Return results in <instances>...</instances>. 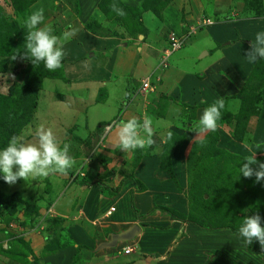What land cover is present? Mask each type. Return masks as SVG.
Masks as SVG:
<instances>
[{
  "label": "crops",
  "instance_id": "obj_1",
  "mask_svg": "<svg viewBox=\"0 0 264 264\" xmlns=\"http://www.w3.org/2000/svg\"><path fill=\"white\" fill-rule=\"evenodd\" d=\"M99 1H79V25L68 30L76 32L64 44L65 78L42 80V96L29 126L34 128L31 123L39 121L37 125L48 129L57 121L59 126L52 131L61 146L73 137L85 144L89 135L99 132L96 144L119 147V122L151 117V147L160 151L139 155L137 164L121 178L101 174L96 151L91 159L75 153V169L85 163L84 158L87 165L85 171L77 170L76 177L70 169L68 178L55 172L47 179L35 178L50 188L36 192L28 202L23 194L34 193L28 187L19 190L22 203L18 201L17 206L25 212L19 220H25L23 215L28 220L30 211L33 224L19 223L14 228L10 223L13 227L5 229L0 264H264V248L257 240L247 245L236 228L211 229L190 220L186 193L190 154L212 134L215 147L245 158L251 154L244 147L247 144L257 151L259 161L264 160V87L253 110L238 96L248 89L247 80L260 61L249 63L246 54L256 34L264 32V15L246 10L242 0H206L205 5L201 0H168L159 16L149 9L142 13L143 34L133 38L120 30L118 37H108L86 29L81 16L99 13ZM121 1L139 7L142 0ZM204 19L212 22L203 23ZM180 35L187 36L186 45L160 62L169 36ZM155 74L159 80L154 92H140L141 81L148 76L155 81ZM50 86L54 97L42 104L40 99ZM221 97L225 109L217 130L195 139L193 126L203 110ZM117 114L118 120L112 121ZM110 121L111 131L105 126ZM55 219L70 236L68 242L56 236ZM132 226L140 231L131 240L100 247L110 234ZM128 247L131 250L125 253Z\"/></svg>",
  "mask_w": 264,
  "mask_h": 264
},
{
  "label": "rangeland",
  "instance_id": "obj_2",
  "mask_svg": "<svg viewBox=\"0 0 264 264\" xmlns=\"http://www.w3.org/2000/svg\"><path fill=\"white\" fill-rule=\"evenodd\" d=\"M79 1L80 0H31L26 6L19 8L16 5L17 3L15 4L12 0H0V15L6 21L4 28H9L10 24L16 23L21 30H24L27 33V29L24 26L25 18L32 11L43 7L45 10V20L41 27L48 26L53 30L54 34L60 36L70 28L79 25L77 19V17L79 18L78 11H80L81 8ZM164 1L165 0H142L140 6L137 7L122 3L121 0H100L99 3L96 4V9L100 10L99 13L95 12V15H92L91 17H88L87 14L85 15L86 17L84 14H81V16L84 17L86 29L96 35L99 32L108 37H118L116 35L121 32L120 30H124L127 34L132 35L133 38H136L138 33H144L141 18L142 13L149 9L155 11L156 14L158 13L157 15L159 16V11L163 6ZM203 1L205 5L206 0H201V2ZM100 2H105L104 8H100ZM242 2L243 6L246 7V10H249L254 15H264V0H242ZM113 5H115V10L113 9ZM119 10H122L124 15H120ZM225 15V17H231L233 14ZM132 21H134V23H132ZM8 35V32H6L5 37ZM96 41L95 43H98ZM89 44L95 45L92 42ZM101 58H105V55L101 56ZM1 60H7L9 61V64L5 72H0V94L10 95L13 94V91L14 93H18L19 87L23 86L26 80V60L21 58L12 59V57L4 54L0 55V61ZM63 62L64 60H62L60 73L61 70L64 72ZM159 73L160 72L157 74L159 75ZM158 75L155 74V81L151 80V91L153 92L159 80ZM44 78L62 79L65 77L63 73L62 77H43L42 80ZM52 86L48 89L47 94H43L45 97L40 99L42 104L45 102L46 105L49 104L48 101L54 97L55 93L52 94V92L54 87L57 86ZM263 87L264 59H260L259 65L249 81L248 89L245 90L246 94L242 101L243 103L245 101V105L248 109L253 110L255 108ZM41 90L42 89H40L36 95V101L39 99V96H42ZM13 96H15V98L19 97L18 94H13L10 97ZM48 107L49 106H46L45 108ZM34 109L35 108L32 109L33 112ZM22 110H24V107H22ZM33 112L29 117L28 122L18 134V136H24L27 142H29L30 139H36L35 131L37 128L41 126L44 127V124L40 126L37 125V123H39L38 121L36 123H31V126H34V128H30L29 125L34 114ZM118 114L116 120H118ZM89 119H91V117ZM51 124H53V126L56 125L51 128L52 130L54 128L57 129V125L59 126L57 121H52ZM24 128L26 129L23 134H21ZM29 131L31 133H29ZM97 133H95V135L93 133L89 135L85 144L82 143V145L78 143L79 139L73 137L72 141L68 143L70 145L69 154L73 157H78L75 154L78 152L81 153L83 157L90 158L96 151L95 161L97 162L101 174L104 175L105 178L110 176L114 177L115 174H119V178L124 177L129 173L130 168L137 164L136 159L139 155L146 153H159L160 151L158 147H149L145 149L137 148L127 152L122 151L119 147H102L100 146V141L96 144L97 141L94 137L97 136ZM239 133L241 132L239 131ZM238 135L239 134L235 132V136L238 137ZM99 149L101 151L97 154ZM104 151H107V154L102 156ZM109 155L110 157H108ZM84 160L85 163L81 164V166L78 164L77 167H79L77 169H75L76 166L71 168L72 173L76 172L75 177L79 174L77 170H86V159L84 158ZM261 161L264 162V160ZM245 162L244 158H240V156L233 152L215 147L213 143V134L208 136L202 145L194 147L188 160L189 185L186 191L190 200V211L188 215L190 220L201 226L203 225L204 227L229 226L239 229L244 218L248 215H255L258 213L264 218V181L257 183L255 182L254 176L252 178H245L242 173L240 174V167H242ZM253 167H256V165H253ZM44 178L47 179V177ZM40 179L41 177H38V180ZM36 180L37 179H31L28 181L22 180L20 181L21 184L16 183L14 185H9L5 181L0 180V193L4 196H11L12 193H18L19 190L22 189L27 190L28 187V190L34 193L33 195L29 193L28 196L23 194L22 197L25 199L23 201L28 202V200L34 199L36 192L39 193V191L42 192L45 189L48 191L50 188L48 183L45 182L44 185H41L40 181L37 182ZM19 202L22 203V201ZM19 208L22 209L24 206L19 204ZM22 213L25 214L24 211L18 209L17 202L16 210L12 214H10L4 206H0V229L3 231L2 233L0 232V238L6 236L4 232L7 230L5 229L12 228L13 226L15 228L19 223L23 224L25 227H29L33 224L32 219H34V217L32 216V212L29 211L31 217L28 218V220H26V217L23 215L25 220L22 219L21 222L19 219L22 218ZM34 215L36 216L37 213ZM47 220L48 218L46 217V223ZM55 220L57 222L55 227L58 234L55 235L61 237L65 243L68 242L70 236L61 226L60 221L57 219ZM10 223H12L13 226H11ZM262 226H264V219H262ZM53 243L55 242H51L50 244Z\"/></svg>",
  "mask_w": 264,
  "mask_h": 264
},
{
  "label": "clouds",
  "instance_id": "obj_3",
  "mask_svg": "<svg viewBox=\"0 0 264 264\" xmlns=\"http://www.w3.org/2000/svg\"><path fill=\"white\" fill-rule=\"evenodd\" d=\"M113 9L115 10V5ZM44 12V8L41 7L25 18L24 26L27 29L25 49L19 55L35 66L43 62L47 70L56 71L62 67V60L66 55L64 44L75 35L76 30L65 31L58 36L50 27H41L45 20ZM119 14L124 15L122 10H119ZM16 56L12 59H16ZM246 57L249 63L264 59V32L256 34ZM224 109L225 100L221 97L203 110L198 124L192 128L196 133L195 139L203 133L217 130ZM112 127L110 125L108 130L111 131ZM116 135L119 149L124 152L151 147L154 144L153 120L151 117H145L142 122L136 118L126 122L121 121L116 125ZM35 136L36 142H27L24 136L13 135L7 146L0 150V173L3 174L2 178L7 184L14 185L19 179L28 181L30 176L34 179L48 177L53 172L68 174V171L75 166L76 160L69 154L70 145L64 143L61 146L51 128L45 129L41 126L36 129ZM244 147L251 154L244 158L246 162L240 167V174L242 173L245 178L254 176L257 183L264 181V162L257 160V151L247 144ZM262 219L264 218L258 213L244 218L238 233L245 244L251 245L257 240L264 248Z\"/></svg>",
  "mask_w": 264,
  "mask_h": 264
},
{
  "label": "trees",
  "instance_id": "obj_4",
  "mask_svg": "<svg viewBox=\"0 0 264 264\" xmlns=\"http://www.w3.org/2000/svg\"><path fill=\"white\" fill-rule=\"evenodd\" d=\"M19 8L22 6H26L31 0H12ZM168 0H165L163 5H165ZM105 2H100V8H104ZM158 14V13H157ZM134 23V21H132ZM4 24H6L5 19L0 15V55H6L13 57L15 55L16 58L23 59L19 54L22 53L25 49V31L21 30L16 23H12L9 25V28H4ZM6 32H8V36L5 37ZM97 35H104L98 32ZM107 36V35H104ZM5 37V38H4ZM26 60V76L25 83L23 86H20L18 89L19 97L15 98V96L10 97V95L0 94V150L5 148L13 135H17L20 133L23 126L28 122L29 117L32 115L33 108L37 105L36 95L38 91L42 88V78L43 77H62L63 72L60 69L56 71H49L44 67L43 62L39 64V66L33 65L29 60ZM259 62L254 67L248 81L252 78L254 72L256 71ZM9 61L1 60L0 61V72H5L7 70ZM248 87V85H247ZM245 89L238 96L242 99L245 97ZM24 107V110H22ZM241 111L243 112V106ZM117 118L113 119L115 121ZM111 122L105 124V126L109 127L112 125ZM99 127V126H98ZM99 129V128H98ZM3 175L0 174V180H3ZM84 183V182H82ZM20 201L19 193H12L11 196H4L0 193V206H4L10 214L14 213L16 210V202ZM212 229V227H209ZM239 230V229H238ZM238 230H235L238 232Z\"/></svg>",
  "mask_w": 264,
  "mask_h": 264
},
{
  "label": "built area",
  "instance_id": "obj_5",
  "mask_svg": "<svg viewBox=\"0 0 264 264\" xmlns=\"http://www.w3.org/2000/svg\"><path fill=\"white\" fill-rule=\"evenodd\" d=\"M203 23H209L210 24L211 20L210 19H204ZM186 42H187V36H185V35L169 36L167 47L164 49L163 55L159 57V61L164 63L165 59L171 53H173V52L181 49L182 47H184L186 45ZM138 89L140 92H143V93L152 90L150 76L146 77L145 79H143L141 81ZM113 209H114V207H111L110 211H112ZM130 250H131L130 247L124 248L125 253H128Z\"/></svg>",
  "mask_w": 264,
  "mask_h": 264
},
{
  "label": "water",
  "instance_id": "obj_6",
  "mask_svg": "<svg viewBox=\"0 0 264 264\" xmlns=\"http://www.w3.org/2000/svg\"><path fill=\"white\" fill-rule=\"evenodd\" d=\"M62 178H68L69 174H59L57 173ZM140 231L139 226H132L131 228L124 230L122 232H114L110 234V239L102 242L100 247H114L118 242H123V241H129L132 238H134Z\"/></svg>",
  "mask_w": 264,
  "mask_h": 264
}]
</instances>
